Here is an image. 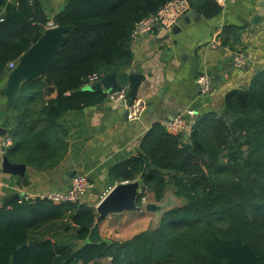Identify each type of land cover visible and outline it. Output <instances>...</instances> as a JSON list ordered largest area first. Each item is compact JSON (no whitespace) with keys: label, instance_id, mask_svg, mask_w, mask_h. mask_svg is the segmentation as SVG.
I'll return each mask as SVG.
<instances>
[{"label":"trees","instance_id":"obj_1","mask_svg":"<svg viewBox=\"0 0 264 264\" xmlns=\"http://www.w3.org/2000/svg\"><path fill=\"white\" fill-rule=\"evenodd\" d=\"M16 1L0 7V79L48 23L43 0ZM66 1L53 23L74 28L49 68L52 86L45 76L24 82L6 119L13 145L4 154L37 170L67 154L63 117L106 99L104 89H85L89 77L128 71L137 23L169 0ZM218 12L212 1L203 5L206 17ZM237 32L226 27L222 45ZM112 172L119 183L140 179L138 205L148 193L161 202L172 192L180 201L156 227L102 244L87 242L97 214L85 204H0V264H264V69L229 91L221 112L193 122L188 137L154 124L141 152ZM51 232L54 241L44 236Z\"/></svg>","mask_w":264,"mask_h":264},{"label":"crops","instance_id":"obj_2","mask_svg":"<svg viewBox=\"0 0 264 264\" xmlns=\"http://www.w3.org/2000/svg\"><path fill=\"white\" fill-rule=\"evenodd\" d=\"M210 1L219 7L220 12L206 17L202 8ZM16 2L6 0L5 3ZM66 2L43 0L48 23L54 22ZM190 5L188 12L194 14L189 17L188 23L184 21L188 13L179 21L180 30L176 33L173 28L177 25L132 39L134 58L128 72H132L137 62L138 72L146 77L137 96L147 103L140 119L131 120L123 103H114L109 99L96 106L69 112L62 119L68 130L65 157L50 170H37L24 164V177L4 174L1 168L6 149L3 141L10 136L6 119L11 109L5 110L7 98L2 94L12 70L8 66L9 71L0 79V127L7 129V134L0 136V204L4 203L5 197L15 193L21 196L20 202L25 197L35 201L41 195L65 191L70 181L66 180L65 174L74 171L86 174L93 183L92 189L78 204L95 209L103 199V192L119 183L112 169L141 152V141L154 124H163L175 115L192 110L194 117L183 130L188 137L190 126L200 116L221 112L229 91L250 85L262 70L264 61V0H190ZM226 27L236 28L238 34L228 45H222ZM237 54L245 57L240 68L233 66ZM192 58L198 61V74L207 71L214 77L212 91L207 95L201 94L196 85ZM12 145L13 140L9 147ZM168 194L172 195V192ZM152 196L148 193L146 199ZM153 219L154 214L146 209L111 214L100 222L99 230L104 239L124 242L150 229ZM59 223L61 220L56 224ZM44 236L53 241L56 239L52 237V232ZM99 263L110 264V258L91 264Z\"/></svg>","mask_w":264,"mask_h":264},{"label":"water","instance_id":"obj_3","mask_svg":"<svg viewBox=\"0 0 264 264\" xmlns=\"http://www.w3.org/2000/svg\"><path fill=\"white\" fill-rule=\"evenodd\" d=\"M6 0H0V7H3ZM194 14L188 12L184 17V21L189 22V17ZM73 26H55L46 29L43 35L21 56L18 60V64L8 74L7 83L2 90V94L6 96V111H9L19 95L21 94V88L24 82L28 80H36L45 76V82L47 85L52 86V78L49 75V68L57 59L59 52L62 50L68 40V32L73 30ZM176 30H180V26H175ZM193 63V77L198 76V61L196 58H192ZM138 63L133 65L132 72L122 73H108L94 84L87 85L86 90L104 89L105 91L116 88H128V100L127 104H131L132 101L138 96V92L141 84L146 79L143 73L138 72ZM219 77L217 76L216 79ZM123 103V102H121ZM124 104V103H123ZM175 115L173 118H175ZM171 118V120L173 119ZM7 129L0 127V136L6 135ZM2 172L7 175H15L24 177L26 172V166L24 164H14L9 161L6 155L2 156L1 163ZM77 175L76 172H68L65 174L66 180ZM142 193V183L140 179L133 181H124L115 184L110 192L103 197V199L97 204L96 220L90 229L87 237L88 243L102 244L110 243V240L104 239L99 230L100 222L111 214H121L124 212L147 211L154 214L153 227H156L162 215L177 206L180 199L173 195L166 194L163 201L158 202L154 198L145 199L141 205H138L137 201ZM20 195L15 193L5 197L4 203L13 204L20 200ZM74 230H78L77 227H73Z\"/></svg>","mask_w":264,"mask_h":264},{"label":"built area","instance_id":"obj_4","mask_svg":"<svg viewBox=\"0 0 264 264\" xmlns=\"http://www.w3.org/2000/svg\"><path fill=\"white\" fill-rule=\"evenodd\" d=\"M221 1V0H218ZM190 0H169L159 11L155 14H151L141 21H139L132 32L131 38L133 40L138 37L152 33L157 29L168 30L172 29L179 21L188 13L190 10ZM55 27L53 22L44 25L45 29ZM245 57L242 54H237L233 59V66L240 68L244 65ZM16 62H11L8 66L10 69L16 67ZM262 69H264V61L262 62ZM228 76V75H226ZM100 78L97 75L89 77L87 85H91L99 81ZM196 85L200 90V93L207 95L212 91L214 85V77L207 71H202L196 78ZM128 88H116L108 91L106 99L111 100L114 103L123 102L129 118L131 120L140 119L142 113L147 109V103L136 97L131 104H127L128 100ZM194 117V112L188 110L186 113L179 114L172 120L165 121L163 126L172 132H182L190 123V120ZM12 144L10 136H6L3 145L9 147ZM93 183L86 174H77L69 181V187L65 191H53L45 195H41L39 199H47L54 204H78L81 203L87 193L92 189ZM110 188L106 189L101 197H105L109 192ZM26 201H32L34 199L30 197L24 198ZM146 197L142 199L144 202Z\"/></svg>","mask_w":264,"mask_h":264},{"label":"rangeland","instance_id":"obj_5","mask_svg":"<svg viewBox=\"0 0 264 264\" xmlns=\"http://www.w3.org/2000/svg\"><path fill=\"white\" fill-rule=\"evenodd\" d=\"M68 238H69V236H68ZM99 264H101V263H99ZM103 264H105V263H103Z\"/></svg>","mask_w":264,"mask_h":264}]
</instances>
